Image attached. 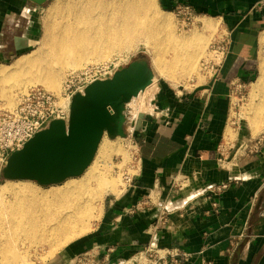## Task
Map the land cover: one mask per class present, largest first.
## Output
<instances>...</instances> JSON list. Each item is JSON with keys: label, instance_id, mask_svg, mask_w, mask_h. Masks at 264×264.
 Instances as JSON below:
<instances>
[{"label": "crops", "instance_id": "obj_1", "mask_svg": "<svg viewBox=\"0 0 264 264\" xmlns=\"http://www.w3.org/2000/svg\"><path fill=\"white\" fill-rule=\"evenodd\" d=\"M162 3L172 10L189 4L198 15L221 19L228 40L222 66L194 90L157 88L141 126L135 127L140 157L133 181L120 194L106 197L91 234L44 264H75L87 253L98 264H124L148 245L181 248L190 255L184 264H264V135L253 138L239 122L224 165L219 150L235 82L246 84L260 74L264 0ZM3 5L0 63L33 43V35L23 31L33 33L35 23L22 16L33 9L24 1L7 2L5 12ZM249 141L258 145L259 154L245 155ZM228 182L222 193L210 191ZM247 236L234 263L233 254Z\"/></svg>", "mask_w": 264, "mask_h": 264}, {"label": "bare ground", "instance_id": "obj_2", "mask_svg": "<svg viewBox=\"0 0 264 264\" xmlns=\"http://www.w3.org/2000/svg\"><path fill=\"white\" fill-rule=\"evenodd\" d=\"M71 3L65 21L50 20V16ZM47 13L39 47L11 64H0V80L29 73L25 80L10 83L12 89L25 92L41 84L60 92L62 72L80 71L90 64H107L112 56L126 60L141 44L154 52L159 73L172 85H179L184 77L194 78L199 56L205 55L201 65L215 57L211 45L222 26L220 18L203 15L198 18L202 30L179 33L171 13L163 10L156 0H54ZM169 53H173L172 60L167 57ZM154 81L151 74L124 99V103L129 102L134 96L129 102L135 109L130 120L133 128L139 114L150 109L148 95L157 90ZM249 96L252 113L249 125L254 136L259 134L264 121V54ZM115 113L122 124L126 122L123 105ZM231 122L226 128L225 143L235 142L237 137V128ZM117 154L134 157L121 137L105 133L93 161L78 177L48 187L30 180H6L0 184V263L33 264L32 250L43 245L49 247L44 260L49 259L91 231L93 221L103 213L105 195L121 193L123 184L112 172L113 156Z\"/></svg>", "mask_w": 264, "mask_h": 264}, {"label": "water", "instance_id": "obj_3", "mask_svg": "<svg viewBox=\"0 0 264 264\" xmlns=\"http://www.w3.org/2000/svg\"><path fill=\"white\" fill-rule=\"evenodd\" d=\"M151 75L146 60L137 59L104 80L92 83L85 94L77 95L69 122L53 121L24 148L13 153L1 170L5 180H30L41 186L62 184L82 175L93 161L98 146L107 133L123 134L115 111L123 105L127 93ZM145 113L139 114V128ZM249 236L237 247L233 262L239 260Z\"/></svg>", "mask_w": 264, "mask_h": 264}, {"label": "rangeland", "instance_id": "obj_4", "mask_svg": "<svg viewBox=\"0 0 264 264\" xmlns=\"http://www.w3.org/2000/svg\"><path fill=\"white\" fill-rule=\"evenodd\" d=\"M20 1H24L26 3V6H30L31 8H33L30 11V8L25 10V12L23 13L22 16H24L25 18L29 19H33V21H35L34 23V32L32 33L29 29L26 31L24 30L23 32L26 34H32V39L34 40L33 43L31 41V44L27 47H25V49H23L17 56H15V58L10 59L9 61L6 62H2L5 64H11L12 62H14L19 56L23 55V54H27L29 52H31L32 50L36 49L37 47H39V41L41 39V36L43 34V29H44V21L47 20V18L49 17L47 10L48 7L51 5V3L54 0H0V2H4L5 5H3L4 9H2L3 12L8 11L5 9V6L7 2L11 3V5H14V3L16 2H20ZM158 5H160V7L171 13V19L173 22V25L176 29V31H178L179 33H183V32H191L193 30H202V22H200L198 20V18L200 16L203 15H198L195 14L192 18L187 19V17L185 15L182 14H178L177 12H175L172 9H169L165 4L162 3V0H156ZM6 2V3H5ZM73 3L69 4V5H64V8L59 11L58 13L54 14L52 17L50 16V20L52 18V20H54V22L60 23L61 21H65L66 19V15H67V11H69V7L68 6H72ZM15 12V11H14ZM12 15V14H11ZM20 17V15H18ZM17 18V17H16ZM11 19H13V17L11 16ZM30 19V20H31ZM201 19V18H200ZM227 31H225L224 26L222 24L221 28L219 29V34L217 33L216 35V40L215 42L211 45V51H213L215 53V57L211 58L210 61H203V65L202 64V60L203 57L205 55L199 56V60L196 63L195 66V71H194V78L188 79V77H184L183 78V82L180 83L179 85H172L168 80H166L157 70L155 64H154V52L147 47L145 44H141L140 48L137 49V51H135L134 53H132L130 56L126 57V60H122L121 58L119 59V57L116 56H112L108 62L111 63L112 65L109 67V74H107L106 78H110L112 77V75L115 74L116 71H118L120 68L126 67L128 66V64H130L132 61H134L135 59H142V60H147L148 64L151 67V74H153V76L155 77V81L153 85H156L157 88L159 87H165V88H173L175 90H179L182 92L185 90H194L195 88H197L200 85H203L207 80L210 79V77H212L213 72H212V66L214 64H219L220 60L217 59V54L220 55L218 53V51H221L223 47L227 46ZM22 35V34H21ZM175 47V46H172ZM192 52H194V48L191 49ZM126 55V54H125ZM172 56L173 53H169L167 55V57H169V60H172ZM217 56V57H216ZM216 60V61H215ZM224 60V59H223ZM219 62V63H216ZM1 64V63H0ZM95 65V64H94ZM222 66V64H221ZM220 66V67H221ZM219 67V69H220ZM68 71H64L61 73V85L63 84V81L65 80V77L67 76V72ZM180 71V70H179ZM29 75V73H25V72H21L19 77H15V78H11L10 80H0V113L4 110H8V109H12L16 103H18V99H19V94L22 92V90L20 88H15L12 89L10 88L9 84L17 81V80H25L27 78V76ZM183 75H180L179 78L181 79ZM253 82V81H252ZM252 82H248L245 84L244 88H239L236 89L235 88V84L233 86V90L231 92V96H232V106H231V112H230V116H229V121L227 119V124H226V128L227 126H229L230 121L231 122V126L235 129L238 128V125L235 124V121L237 123L241 122L244 123V125L249 129L250 132L251 128L249 125V117L251 116V111L249 110V103L251 102V98L249 96V93L251 92V83ZM152 85V86H153ZM38 86H42L43 85L39 84ZM134 96L131 97V100L133 99ZM149 100H151L152 98V93L148 95ZM148 100V101H149ZM129 101V102H130ZM127 102L125 100V103L123 104L124 106V110H125V115H126V122L123 123L122 127H123V134L121 136H119L120 134H116L114 137H121L122 141H123V145L125 146V148L128 149V152L130 153L131 156H134L132 159L125 158L123 155L117 154L113 156V168H112V172L113 175L116 179H118L123 185L120 186L121 191L123 190V187L125 188V186L128 184L127 182L124 181V173L128 172L130 174H132V176L136 173V167H137V159H139L140 155H139V140L137 138V136L135 135L137 133L136 131V126L133 128V124H131L130 120L131 117H134V106L132 107V105ZM131 105V106H130ZM234 113L232 115L231 118V114ZM231 119V120H230ZM226 131V129H225ZM235 131V130H234ZM264 135V121L262 123V129L259 132V134L254 135L253 138H259L261 136ZM229 144L227 145L228 148ZM234 146V145H233ZM243 149V148H242ZM246 151V156H254L259 154V147L257 146H253L250 147L248 149H245ZM230 151V150H229ZM228 152V150H227ZM226 152V153H227ZM129 155V156H130ZM228 162V161H227ZM6 180L2 177L1 172H0V184L4 183ZM111 194H119V193H113V192H109L105 195V199L107 196L111 195ZM104 199V202H105ZM104 205V204H103ZM100 214V213H99ZM99 217V216H98ZM102 218V215H101ZM100 218V219H101ZM99 218L95 219L93 221V226H92V230L89 231L88 233H86L85 235L81 236L80 238L76 239L74 242H71L69 244H67L65 247H63L62 249H60L53 257L49 258V259H45L44 258L46 256H48L49 253V247L47 245H43L42 247H39L37 249H33V259H34V263L33 264H44L46 262H48L49 260H51L52 258L56 257L62 250L69 248L70 246L74 245L75 243L83 240L84 238H86L89 234L92 233L95 225L99 222L100 220ZM0 264H4V263H0Z\"/></svg>", "mask_w": 264, "mask_h": 264}, {"label": "built area", "instance_id": "obj_5", "mask_svg": "<svg viewBox=\"0 0 264 264\" xmlns=\"http://www.w3.org/2000/svg\"><path fill=\"white\" fill-rule=\"evenodd\" d=\"M174 11L185 15L187 19L196 14L189 4H183ZM225 52L226 47L218 51L220 63L216 62L219 64L212 66L213 75L210 78L215 77L218 73ZM111 65L112 62L109 64H90L80 71L69 72L63 81L60 92L50 91L42 86L31 87L25 92L22 91L19 94L17 105L0 113V172L13 153L24 148L30 140L48 128L53 121L62 120L68 123L74 98L77 95L85 94L87 88L95 81L108 79L106 77L110 72L109 67ZM244 86L245 84L242 82H235L236 89L244 88ZM235 124L239 125L240 123L235 121ZM228 144L230 143H224L219 149L222 165L227 163L225 156ZM253 146L258 147L257 144L249 141L244 145V148L248 149ZM124 181L130 184L133 181L132 174L124 173ZM175 183H177L176 180L173 184ZM229 185L230 182L223 183L210 191L219 194L226 190ZM214 206L218 207L216 203ZM189 258L190 255L181 248H160L156 245H148L137 256L125 261L124 264H184ZM75 264L98 263L91 253H87L77 258Z\"/></svg>", "mask_w": 264, "mask_h": 264}, {"label": "flooded vegetation", "instance_id": "obj_6", "mask_svg": "<svg viewBox=\"0 0 264 264\" xmlns=\"http://www.w3.org/2000/svg\"><path fill=\"white\" fill-rule=\"evenodd\" d=\"M139 59V58H138ZM135 60H137V59H135ZM147 61V60H146ZM123 126V125H122Z\"/></svg>", "mask_w": 264, "mask_h": 264}]
</instances>
